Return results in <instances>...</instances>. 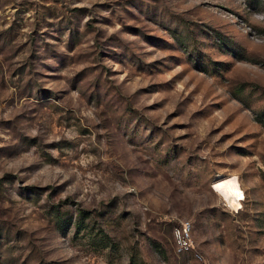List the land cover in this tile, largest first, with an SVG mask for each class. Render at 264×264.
Returning <instances> with one entry per match:
<instances>
[{
	"label": "rangeland",
	"instance_id": "obj_1",
	"mask_svg": "<svg viewBox=\"0 0 264 264\" xmlns=\"http://www.w3.org/2000/svg\"><path fill=\"white\" fill-rule=\"evenodd\" d=\"M0 264H264V0H0Z\"/></svg>",
	"mask_w": 264,
	"mask_h": 264
},
{
	"label": "bare ground",
	"instance_id": "obj_2",
	"mask_svg": "<svg viewBox=\"0 0 264 264\" xmlns=\"http://www.w3.org/2000/svg\"><path fill=\"white\" fill-rule=\"evenodd\" d=\"M234 208L239 207L240 201L244 199V193L235 178L222 179L213 187ZM241 195L243 198H241Z\"/></svg>",
	"mask_w": 264,
	"mask_h": 264
},
{
	"label": "built area",
	"instance_id": "obj_3",
	"mask_svg": "<svg viewBox=\"0 0 264 264\" xmlns=\"http://www.w3.org/2000/svg\"><path fill=\"white\" fill-rule=\"evenodd\" d=\"M173 237L175 241V249L178 253H182L193 248L191 243V222L184 220L174 227Z\"/></svg>",
	"mask_w": 264,
	"mask_h": 264
},
{
	"label": "snow or ice",
	"instance_id": "obj_4",
	"mask_svg": "<svg viewBox=\"0 0 264 264\" xmlns=\"http://www.w3.org/2000/svg\"><path fill=\"white\" fill-rule=\"evenodd\" d=\"M241 198H243L242 195H241Z\"/></svg>",
	"mask_w": 264,
	"mask_h": 264
}]
</instances>
